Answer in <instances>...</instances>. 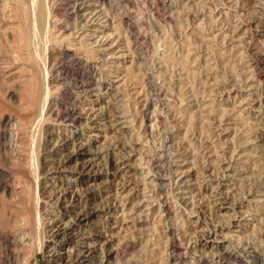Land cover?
Here are the masks:
<instances>
[{
    "label": "rangeland",
    "instance_id": "374dc122",
    "mask_svg": "<svg viewBox=\"0 0 264 264\" xmlns=\"http://www.w3.org/2000/svg\"><path fill=\"white\" fill-rule=\"evenodd\" d=\"M44 1L49 11L48 37L41 38L39 45V38H34L37 48L44 50L39 49L41 55L35 67L33 61L23 58L26 7L20 5L15 9L13 0H0V228L13 230L15 217L22 216L31 206L29 201L35 202V197L31 199L35 189V175L30 177L32 154L40 168L38 209L42 220L48 223L43 225L46 229L41 248L34 245L27 252V264H69L71 254L80 248L89 249L85 264H201L203 256H215L217 251H241L242 246L248 247L245 243L257 246L261 241L257 247H264V235L260 240V235L256 237L257 232H253L264 213V192L255 190L240 196L235 189L243 180L249 185L253 177L250 170L264 167V144L246 133L242 143L246 151L233 146L235 135L245 126L251 127L248 132L264 131V4L256 8L261 15L257 20L249 4L251 0ZM25 2L22 5L28 4ZM253 61L256 65L251 67ZM227 68L232 69L229 72ZM33 70L36 76L49 80L51 90L63 87L67 81L68 87L61 90L59 99L66 109L76 104L73 98L78 97V111L82 114L77 116L76 124H60L49 113L53 103L50 98L43 122L33 132L36 143L26 142L28 152L22 157L15 152L18 142L14 134L17 135L18 128L14 118L26 114L21 106L27 93L23 82ZM127 70L133 71L132 79ZM85 80L94 81L92 92L80 93L76 85ZM11 92H15L13 98ZM205 145H211V152L218 148L209 156L219 154L217 158H221L220 162L217 158L212 160L211 171L206 167ZM98 148L105 155L111 152L117 166H110L105 155L94 159L92 152L99 151ZM75 150L73 157L65 158V153ZM62 157L65 166L49 169ZM87 157L91 158V165L86 164ZM51 184L65 188L63 203L49 196ZM89 184L98 192L89 206L96 210L89 219L74 223L67 236L56 235L55 230L63 221L72 223L74 211L81 205L78 200L72 204L68 197ZM206 224L216 230L214 237H205ZM11 232H19L16 236L20 240L27 234L21 229ZM170 232L178 242L176 257L168 255ZM1 249L0 245V257ZM105 251H111L109 257Z\"/></svg>",
    "mask_w": 264,
    "mask_h": 264
},
{
    "label": "bare ground",
    "instance_id": "6f19581e",
    "mask_svg": "<svg viewBox=\"0 0 264 264\" xmlns=\"http://www.w3.org/2000/svg\"><path fill=\"white\" fill-rule=\"evenodd\" d=\"M6 1V0H5ZM246 1V0H245ZM10 2V1H9ZM25 2V0L24 1H21V0H13V5H14V8L15 9H17L20 5L21 6H23V9H25V7H26V11L24 10L23 12H24V14H23V16H24V18L25 19H27V23H25L26 24V27L24 28L25 29V39H26V43L25 44H23V45H25V47H26V49H25V51H24V55H23V58H26V60L27 61H33L35 64H36V66L35 67H38V58H39V53L40 52H38L39 51V49H41V45L42 44H40V48L38 49L37 48V44L39 45V43H40V39L41 38H43L44 39V37L46 38V36H47V28H46V21H47V17H48V8H47V6L45 5V1L44 0H27V2H28V4L25 6V5H22L23 3ZM33 2H35V5H33L32 7H31V4L33 3ZM250 3V7L254 10V13H255V17H256V19L258 20V18L259 17H261V15H260V13H259V10H257L256 11V8L258 9V8H261V6L264 4V1H258V0H251V1H249ZM6 3H8V2H6ZM26 3V2H25ZM237 3V2H236ZM248 3V2H247ZM251 3H252V5H251ZM30 4V5H29ZM8 5V4H7ZM241 5V4H240ZM9 7V6H8ZM247 7V6H246ZM241 9V8H240ZM248 9H250V8H248ZM244 10V9H243ZM253 10H250L251 12L253 11ZM9 12V11H8ZM13 12V11H12ZM245 12H247L246 10H245ZM18 13V12H17ZM249 13V12H248ZM7 15V14H6ZM20 15V14H19ZM18 15V16H19ZM247 15V14H246ZM20 17V16H19ZM252 17V16H251ZM255 17H253V18H255ZM248 18V17H247ZM245 19V18H244ZM255 19V20H256ZM12 20V19H11ZM242 20V19H241ZM246 20V19H245ZM26 21V20H25ZM24 21V22H25ZM247 21V20H246ZM260 21V20H259ZM259 21H257L258 23H259ZM23 22V23H24ZM242 22V21H241ZM22 23V24H23ZM212 23V22H211ZM256 23V22H255ZM263 23V22H262ZM15 24V23H14ZM245 24V23H244ZM257 24V23H256ZM255 24V25H256ZM253 26V25H252ZM258 26V25H257ZM51 27H52V25H51ZM49 30V29H48ZM262 30H264V28L262 29ZM234 31V30H233ZM50 34V33H49ZM225 36V35H224ZM228 36H229V34H228ZM48 37V36H47ZM219 37V36H218ZM34 38H37V40H38V38H39V40L37 41V44L36 43H34L33 41L35 40ZM215 38V37H214ZM224 38H226V37H224ZM230 38V37H229ZM228 38V39H229ZM255 38V37H254ZM47 39H49V38H47ZM46 39V40H47ZM217 39V38H216ZM221 39H223V38H221ZM262 39V38H261ZM45 40V41H46ZM49 40H51V39H49ZM209 40H211V38L209 39ZM219 40V39H218ZM218 40H217V42H218ZM233 40V39H232ZM259 40V39H258ZM257 40V41H258ZM263 40V39H262ZM261 40V41H262ZM222 41V40H221ZM229 41V40H228ZM251 41V40H250ZM254 41V40H253ZM256 41V40H255ZM220 42V41H219ZM42 43V42H41ZM223 43V42H222ZM227 43V42H226ZM48 44H50V43H48ZM214 44V43H213ZM218 44V43H217ZM239 44V43H238ZM210 45V44H209ZM212 45V44H211ZM220 45V44H219ZM221 45H223V44H221ZM232 45V44H231ZM236 45V44H235ZM253 45H255V44H253ZM43 46V45H42ZM213 46V45H212ZM216 46V45H215ZM214 46V47H215ZM20 47V46H19ZM221 47V46H220ZM234 47V46H233ZM251 47V46H250ZM21 48V47H20ZM19 48V49H20ZM22 48H24V47H22ZM44 48V47H43ZM255 48V47H254ZM46 49V48H45ZM52 49V48H51ZM43 49H41V51H42ZM214 50H215V48H214ZM22 51V50H21ZM44 51V50H43ZM217 51V50H216ZM235 51H236V49H235ZM260 51V50H259ZM249 52V51H248ZM251 52V51H250ZM261 53H262V51H260ZM21 53V52H20ZM20 53H18V55L20 54ZM48 53V52H47ZM264 53V52H263ZM50 54V53H49ZM59 54V53H58ZM219 54V53H218ZM248 54V53H247ZM255 54V53H254ZM260 54V53H259ZM17 55V56H18ZM40 55H41V53H40ZM54 55V54H53ZM57 55V54H56ZM69 55V54H68ZM46 56V55H45ZM220 56V55H219ZM253 56V55H252ZM259 56V55H258ZM15 57H16V55H15ZM42 57V56H41ZM54 57V56H53ZM225 57V56H224ZM242 57H244V56H242ZM45 58H47V56L45 57ZM52 58V57H51ZM55 58V57H54ZM72 58V57H71ZM217 58V57H216ZM221 58V57H220ZM252 58V57H251ZM257 57H255L254 59H256ZM262 57H260V59H261ZM16 60H18V58L16 57L15 58ZM210 59V58H209ZM248 59V58H247ZM246 58L244 59V60H247ZM250 59V58H249ZM21 60H22V58H21ZM259 60V59H258ZM45 61H46V59H45ZM223 61V60H222ZM237 61V60H236ZM240 61V59L238 60V62ZM242 61V60H241ZM257 61V60H256ZM262 61H264V60H262ZM23 62H25V60H23ZM22 62V63H23ZM41 62V61H40ZM219 62V61H218ZM237 62V63H238ZM244 62V61H243ZM247 62H248V60H247ZM87 63V62H86ZM222 63V62H221ZM225 63V62H224ZM233 63V62H232ZM241 63V62H240ZM260 63V62H259ZM24 64V63H23ZM32 64V63H31ZM42 64V63H41ZM49 64H51V62L49 63ZM226 64L227 63H225V67H226ZM248 65H249V63H247ZM25 66H26V64H24ZM23 65V66H24ZM34 65V64H33ZM84 65V64H83ZM238 65V64H237ZM246 65V64H245ZM253 65H256V63L253 61V64L251 65V67L253 66ZM262 65V64H261ZM20 66V65H19ZM24 66V67H25ZM32 66V65H31ZM30 66V67H31ZM233 66V65H232ZM263 66V65H262ZM261 66V67H262ZM28 67H29V64H28ZM35 67H33V68H35ZM231 67V66H230ZM250 67V66H249ZM26 69H27V67H25ZM32 68V67H31ZM44 68H46V67H44ZM62 68V67H61ZM233 68V67H232ZM232 68H229V69H232ZM248 68V67H247ZM257 68V67H256ZM39 69V68H38ZM228 68H227V70H229ZM249 69V68H248ZM251 69V68H250ZM252 69H254V68H252ZM28 70V69H27ZM30 70H32V69H30ZM30 70H29V73H30ZM37 70V69H36ZM126 70V69H125ZM132 70V69H131ZM131 70H130V72H128V70H127V72H128V74L127 75H129L130 77H128L129 79H132V75L131 74H133V71H132V73H131ZM192 70V69H191ZM14 71V70H13ZM34 71V70H33ZM41 71V70H40ZM43 71V70H42ZM89 71V70H88ZM226 71V70H225ZM257 71V70H256ZM191 72V71H190ZM227 72V74H228V71H226ZM229 72H230V70H229ZM232 72V71H231ZM15 73V72H14ZM23 73H24V71H23ZM32 73H34V74H32ZM29 76H27V78L25 79V81L23 82V90H25V91H27V93L25 94V99L22 101V104H21V106H22V111H25L26 112V114H24L23 116H19L18 118H14V119H17V128H18V131H17V135L16 134H14L15 136H17V139H16V141L18 142V146L16 147V155L17 156H19V155H21L22 157H23V155H25L26 156V152H28V150H27V148H26V142H31V143H33V142H35L36 143V141L34 140V139H32V138H34V137H32L33 136V132H34V130H35V128H37V127H40L41 125L40 124H42V122H43V119H44V116H45V114H46V109H48V105H50L49 104V100H50V98H52L51 100H53V103H51V105L49 106V113H51L50 115L52 116V118L55 120V121H57L58 123H60V124H66V125H68V124H76L77 123V121H78V117L77 116H80V112H81V110H80V112L78 111V109H79V103L81 102L80 101V99L78 98V97H75V98H73L74 99V101L76 102V104L74 103H72L73 105L72 106H70L69 108H66L65 109V106L63 107V101L61 100V99H59V94L61 93V90L62 91H64V89H67V81H66V83H64L63 84V87L62 86H58V87H56V89L55 90H51V88H50V84L48 85V81H46V77H44L43 76V78L42 77H39V76H36L35 75V71L34 72H32ZM37 73V72H36ZM61 73V72H60ZM66 73V72H65ZM26 74V73H25ZM24 74V75H25ZM59 74V73H58ZM247 74V73H246ZM245 74V75H246ZM252 75H253V73H251ZM38 75V74H37ZM47 75V74H46ZM134 75V74H133ZM238 75V74H237ZM242 75V74H241ZM240 76V75H239ZM193 77V76H192ZM191 77V78H192ZM246 77V76H245ZM47 78H49V77H47ZM56 79H55V81L56 82H58L59 80V77H55ZM96 78V77H95ZM230 78H231V76H230ZM240 78V77H239ZM247 78V77H246ZM250 78H252V77H250ZM63 79V78H62ZM78 79V78H77ZM233 79V78H232ZM236 79V78H235ZM243 79H245V78H243ZM248 79V78H247ZM53 80V79H52ZM51 80V81H52ZM84 80V79H83ZM250 80V79H249ZM64 81V80H63ZM93 81V80H92ZM91 80L89 81H82L81 83H79L78 85H76V87H77V90H79L80 91V93L82 92V93H88V92H90L91 91V86L94 84L93 82H92ZM125 81V80H124ZM241 81V80H240ZM245 81H246V79H245ZM53 82H54V80H53ZM73 82H75V81H73ZM78 82V81H77ZM194 82H195V80H194ZM233 82V81H232ZM250 82V81H249ZM259 82V81H258ZM257 82V83H258ZM235 83V82H234ZM264 83V82H263ZM77 84V83H76ZM101 84V83H100ZM192 84V83H191ZM227 84V83H226ZM256 84V83H255ZM260 84V83H259ZM71 85V84H70ZM193 85V84H192ZM225 85V84H224ZM231 85V84H230ZM237 85V84H236ZM243 85V84H242ZM219 86V85H218ZM228 86V85H227ZM234 86V85H233ZM245 86H247V85H245ZM256 86V85H255ZM128 87V86H127ZM237 87V86H236ZM13 88V87H12ZM72 88V87H71ZM230 88H231V86H230ZM255 89L257 88V87H254ZM15 89V88H14ZM259 89V88H258ZM262 89V88H261ZM260 89V90H261ZM99 91V90H98ZM253 91H256V90H253ZM92 92V91H91ZM194 92V91H193ZM64 93V92H63ZM97 93V92H96ZM138 93V92H137ZM254 93V92H253ZM255 93H257V92H255ZM263 93H264V91H263ZM13 94H15V92H11L10 93V97L11 98H13ZM71 94V93H70ZM98 94V93H97ZM257 94H259V93H257ZM77 95V94H76ZM136 95V94H135ZM255 95V94H254ZM8 97V96H7ZM62 98V97H61ZM17 99V98H16ZM255 99H257V98H255ZM9 100H11V99H9ZM50 100V101H51ZM64 100V99H63ZM71 100V99H70ZM66 103V102H65ZM144 104V103H143ZM54 105H56V107L55 108H53L54 107ZM66 105V104H65ZM149 105V104H148ZM145 106H146V104H145ZM151 107V106H150ZM84 109V108H83ZM88 109V108H87ZM146 109V108H145ZM232 109H234V108H232ZM142 110V109H141ZM51 111V112H50ZM229 111H231V110H229ZM89 112V111H88ZM99 112V111H98ZM140 112V111H139ZM225 112V111H224ZM227 112V111H226ZM101 113H102V111H101ZM105 113V112H104ZM77 114H79V115H77ZM81 114H82V112H81ZM140 114H141V112H140ZM222 114H224V113H222ZM107 115H108V113H107ZM114 115V114H113ZM225 115H226V113H225ZM17 116V115H16ZM192 116V115H191ZM228 116V115H227ZM241 116V115H240ZM9 117H11V116H9ZM93 117V116H92ZM150 117V116H149ZM148 117V118H149ZM220 117V116H219ZM225 117V116H224ZM233 117V116H232ZM231 117V118H232ZM242 117V116H241ZM244 117V116H243ZM8 118V117H7ZM89 118H91V117H87V119H89ZM113 118V117H112ZM214 118V117H213ZM212 118V119H213ZM223 118V117H222ZM245 118V117H244ZM9 119V118H8ZM13 119V120H14ZM86 119V118H85ZM111 119V118H110ZM192 119V118H191ZM217 119V118H216ZM216 119H214V120H216ZM221 119V117L219 118V120ZM225 119V118H224ZM238 119H240V118H238ZM242 119V118H241ZM13 120H11V121H13ZM151 120V119H150ZM218 120V121H219ZM16 121V120H15ZM89 121V120H88ZM148 121V120H147ZM14 122V121H13ZM144 122V121H143ZM222 122V121H221ZM242 122V121H241ZM7 123V122H6ZM237 123V122H236ZM219 124V123H218ZM221 124V123H220ZM114 125V124H113ZM216 125H217V123H216ZM242 125V124H241ZM246 125H248V124H246ZM16 126V125H15ZM77 126V125H76ZM236 126H238V125H236ZM235 126V127H236ZM243 126H245V122H244V124H243ZM249 126V125H248ZM253 126V125H252ZM263 126V125H262ZM12 127V126H11ZM218 128V127H217ZM227 128V127H226ZM250 129H251V127H249ZM248 128V129H249ZM263 128V127H262ZM12 129V128H11ZM242 129V128H241ZM248 129H247V127L245 126V127H243V130H242V132H240L239 134H237V133H235V134H237V135H235L236 136V138H235V145H233V146H236V147H242V143H243V140H244V135H247V134H249V136H254L255 138V140H258V142H260L261 144H264V131H262V130H255L254 129V127H253V129L255 130L253 133L251 132L252 131V129H251V131L249 130V132H248ZM257 129V128H256ZM14 130V129H13ZM16 130V129H15ZM14 130V131H15ZM207 130V129H206ZM225 130V129H224ZM236 130V129H235ZM237 130H239V129H237ZM4 131V130H3ZM8 131V130H7ZM239 131H241V130H239ZM245 131V132H244ZM5 132V131H4ZM13 132V131H12ZM237 132V131H236ZM1 133H3V132H1ZM219 133V132H218ZM234 133V132H233ZM247 133V134H246ZM37 134V133H36ZM39 134V133H38ZM208 134V133H207ZM217 134V133H216ZM206 135V134H205ZM219 135V134H218ZM38 136V135H37ZM207 136V135H206ZM75 137V136H74ZM209 137V136H208ZM207 137V138H208ZM234 136H232V138H233ZM246 137V136H245ZM35 138H36V136H35ZM40 138V140L39 141H41V136L39 137ZM205 138V137H204ZM231 138V137H230ZM36 139H38V137L36 138ZM62 139V138H61ZM211 139V138H210ZM225 139V138H224ZM229 139V138H228ZM250 139V138H249ZM65 140V139H64ZM246 140V139H245ZM38 141V142H39ZM211 141V140H210ZM216 141V140H215ZM228 141V140H227ZM232 141V140H231ZM42 142V141H41ZM248 142V141H247ZM254 142V141H253ZM46 143V142H45ZM63 143V142H62ZM66 143H68V142H66ZM210 143V142H209ZM234 143V142H233ZM2 144V143H1ZM39 144V143H38ZM72 144V143H71ZM80 144V143H79ZM3 145V144H2ZM1 145V146H2ZM64 145V144H63ZM73 145V144H72ZM217 145V144H216ZM223 145V144H222ZM222 145H220V146H222ZM206 146V149H207V151H205V152H207L206 153V156L208 157L207 159H208V163L206 164V167H207V170H210V169H212L210 166H212L211 164H213V162H212V160H216V158L218 157V155L219 154H215L216 152V150L215 149H218V148H216L215 147V155L213 156V157H211V156H209V154L208 153H210L211 152V150L212 149H210L211 147V145H205ZM215 146V144H213V146L212 147H214ZM229 146V145H228ZM232 146V147H233ZM72 147V146H71ZM77 147H79V146H77ZM210 147V148H209ZM254 147V146H253ZM3 148V147H2ZM41 148V147H40ZM59 148V147H58ZM104 148V147H103ZM238 148H235V149H238ZM245 148V147H244ZM71 149V148H70ZM100 149H102V148H100ZM100 149L98 148V150L99 151H95V152H92L93 153V157H94V159H101V158H103V156L105 155V154H103V152L102 151H100ZM203 149V148H202ZM221 149V148H220ZM235 149L233 150V151H235ZM242 149H243V147H242ZM251 149V148H250ZM3 150V149H2ZM74 150V149H73ZM92 150V149H91ZM113 150V149H112ZM231 150V149H230ZM243 150H245V149H243ZM46 151V150H45ZM94 151V150H93ZM213 151L211 152V153H213ZM232 151V152H233ZM241 151V150H240ZM246 151V150H245ZM12 152V151H11ZM58 152V151H57ZM70 152V151H69ZM78 152V151H77ZM117 152V151H116ZM251 152V151H250ZM250 152H248V153H250ZM1 153V152H0ZM14 153V152H13ZM39 153V152H38ZM68 153V152H67ZM65 153L66 154V157L65 158H71V157H73L74 155H75V153H76V150L75 151H71L70 153ZM86 153H87V151H86ZM91 153V154H92ZM106 153V155H105V157L107 158V161L106 162H108V164L110 165V166H113V167H115V166H117L116 165V163H117V161L114 159V155L111 153V152H105ZM122 153V152H121ZM223 153V152H222ZM221 153V154H222ZM238 153V152H237ZM123 154V153H122ZM203 154V153H202ZM231 154H233V153H231V151H230V155ZM245 154V153H244ZM11 155V154H10ZM15 155V154H14ZM38 155V154H37ZM61 155H62V153H61ZM61 155H59V157L61 156ZM241 155H243L242 153H241ZM248 155V154H247ZM246 155V156H247ZM13 156V155H12ZM43 156V155H42ZM221 156H223V154L221 155ZM226 156V155H225ZM253 156H255V155H253ZM14 158L16 157V156H13ZM21 157V158H22ZM35 155H33L32 154V168H31V173H30V177H31V174L32 175H35L34 176V183H35V189H34V191H33V196L31 197V196H29V197H31V199L33 198V197H35L34 199H35V202L33 201L32 202V200L31 201H29V203L31 204V206L30 207H28L26 210H25V212L22 214V216H20V214H19V216H18V218L16 219V217H15V219H14V221H15V224L13 225V228L15 229V231H16V229L17 230H19V229H21V230H26V232H27V236L25 235V233H24V236H26V237H24L23 236V239L22 240H20L19 238H17V236L16 235H19L18 233L20 232H13V233H15V234H13L11 231H13L12 229L9 231H4V230H6V229H2V228H0L1 230H3V232H1L0 231V245L1 246H3V249H1V257H0V264H27V262L28 261H26V254H29V253H27L28 251H30L32 248H33V246L35 245L36 246V248H38V250L41 248V246H42V241H43V233H44V228L46 229V227H44L43 225L45 224V222H44V220H42V215L40 214V210L38 209V202H39V196H38V192H37V187H39L38 186V173H37V170H38V168H39V163L37 162V160L35 159ZM40 157V156H39ZM53 157V156H52ZM128 157V156H127ZM191 157V156H190ZM231 157V156H230ZM229 157V158H230ZM258 157V156H257ZM10 158V157H9ZM42 158V157H41ZM47 158V157H46ZM61 158V157H60ZM88 158V157H87ZM121 158V157H120ZM249 158V157H248ZM6 159V158H5ZM39 159V158H38ZM86 159V158H85ZM89 159H91V158H88V160H87V163L86 164H90L91 165V163H88L90 160ZM157 159V158H156ZM180 159V158H179ZM219 159H221V158H219ZM218 158H217V161L219 160ZM28 160V159H27ZM51 160V159H50ZM53 160V159H52ZM55 160H57V159H55ZM59 160V159H58ZM182 160V159H181ZM210 160V161H209ZM229 160V159H228ZM258 160V159H257ZM48 161V160H47ZM66 161V160H65ZM98 161V160H97ZM102 161V160H101ZM116 161V162H115ZM184 161V160H183ZM186 161V160H185ZM200 161H201V159H200ZM254 161V160H253ZM256 161V160H255ZM259 161V160H258ZM103 162H104V160H103ZM124 162V161H123ZM207 162V161H206ZM212 162V163H211ZM219 162H220V160H219ZM218 162V163H219ZM29 164H30V162H28ZM48 163V162H47ZM83 163V162H82ZM98 163V162H97ZM122 163V162H121ZM125 163V162H124ZM127 163V162H126ZM183 163V162H182ZM211 163V164H210ZM217 163V162H216ZM253 163V162H252ZM259 163V162H258ZM80 164V163H79ZM85 164V163H84ZM94 164V163H93ZM190 164V163H189ZM194 164V163H193ZM192 164V165H193ZM26 165V164H25ZM64 165V158L62 157V159H60L59 161H56V162H54V164L52 165V167H50V166H48V168L49 169H51V168H53V169H59V168H62V166ZM105 165V164H104ZM127 165V164H126ZM192 165H191V167H192ZM202 165V164H201ZM259 165V164H258ZM65 166V165H64ZM102 166V165H101ZM153 166V165H152ZM195 166V165H194ZM214 166V165H213ZM219 166V165H218ZM231 166V165H230ZM263 166V165H262ZM109 167V166H108ZM107 167V168H108ZM196 167V166H195ZM217 166L215 165V168H216ZM255 167H256V164H255ZM65 168V167H64ZM81 168V167H80ZM80 168H79V170H80ZM110 168V167H109ZM183 168V167H182ZM189 168V167H188ZM225 168H227V167H225ZM257 168V167H256ZM28 169V168H27ZM40 169V168H39ZM48 169V170H49ZM98 169V168H97ZM101 169V168H100ZM115 169V168H114ZM199 169H201L200 167H199ZM214 169V168H213ZM21 170V169H20ZM60 170V169H59ZM103 170V169H102ZM174 170V169H173ZM186 170V169H185ZM205 170V169H204ZM219 170V169H218ZM217 170V171H218ZM16 171V170H15ZM15 171H13V172H15ZM22 171H23V169H22ZM45 171V170H44ZM81 171V170H80ZM87 171V170H86ZM91 171H93V170H91ZM126 171V170H125ZM187 171H188V169H187ZM190 171V170H189ZM206 171V170H205ZM211 171V170H210ZM213 171V170H212ZM25 172H26V170H25ZM24 172V173H25ZM97 172V171H96ZM181 172V171H180ZM183 172V171H182ZM181 172V173H182ZM199 172V171H198ZM250 172L253 174L252 176V180H251V182L249 183V185H247V183L245 182V183H243V181H242V183L240 182L239 183V187H236L235 185H233V187L235 186V189L237 188L238 189V193L239 194H241L240 196H248V194L249 193H254V191L255 190H257V191H263L264 192V167H259L258 169H255V170H250ZM29 173V172H28ZM41 173V172H40ZM173 173H175V171L173 172ZM179 173V172H178ZM186 173V172H185ZM213 173H215V172H213ZM22 175H23V172L21 173ZM180 174V173H179ZM195 174V173H194ZM197 174V173H196ZM210 174H212L211 172H210ZM1 175V174H0ZM2 175H3V173H2ZM13 175H17V174H14L13 173ZM22 175H20L19 174V176H22ZM56 175V174H55ZM123 175H125L126 176V174H123ZM198 175H199V173H198ZM201 175V174H200ZM4 176V175H3ZM18 176V175H17ZM18 176V177H19ZM242 176V175H241ZM249 176V175H248ZM40 177V176H39ZM193 177V176H192ZM196 177V176H195ZM194 177V178H195ZM32 178V177H31ZM186 178V177H185ZM188 178V177H187ZM209 178V177H208ZM1 179V178H0ZM13 179V178H12ZM15 179V178H14ZM175 179V178H174ZM200 179V178H199ZM28 180H29V178H28ZM30 180H33V179H30ZM126 180V179H125ZM182 180V179H181ZM242 180V179H241ZM4 181V180H3ZM238 181H240V180H238ZM250 181V180H249ZM1 182H2V180H1ZM15 182V181H14ZM118 182V181H117ZM123 182V181H122ZM121 182V183H122ZM191 182V181H190ZM9 183H12V181L11 182H9ZM27 183V182H26ZM33 183V182H32ZM119 183V182H118ZM180 183V182H179ZM221 183V182H220ZM5 184V183H4ZM4 184H2V185H4ZM16 184V183H15ZM14 184V185H15ZM123 184V183H122ZM164 184V183H163ZM200 184V183H199ZM212 184V183H211ZM231 184H233V183H231ZM9 185V184H8ZM44 185V184H43ZM52 186L50 187V191H49V196L52 198V199H54L55 201H62V203H63V197L65 196V193H64V189H60V188H58L57 187V185L55 186L54 184H51ZM87 185V184H86ZM95 185H96V183H95ZM237 185V184H236ZM45 186V185H44ZM62 186V185H61ZM97 186V185H96ZM122 186V185H121ZM216 186V185H215ZM218 186V185H217ZM30 187V186H29ZM49 187V186H48ZM82 187V186H81ZM123 187V186H122ZM200 187V186H199ZM205 187V186H204ZM211 187H213V186H211ZM231 187H232V185H231ZM230 187V188H231ZM84 189H82V190H79L77 193H75V194H71L69 197H68V201L70 200V202L73 204V202L75 201V200H78V202L80 201L81 202V205H79L80 207L78 208L79 210L77 211V210H75L74 212V216H73V219H72V223H69L68 221H63V223H61L60 224V227L58 226V228H57V230H55L56 231V235L57 234H64V235H66L67 233H68V231L70 230V229H72L73 227H74V223H76L77 221H79V220H81V218H88V216L90 215V214H92V213H94V211L96 210V209H94V210H90V208H89V206L90 205H93V200H96V198H97V196H98V192H97V189H96V187L95 186H93V184L92 185H88V186H86V187H83ZM103 188V187H102ZM5 189V186H3L2 187V190H4ZM14 189V188H13ZM32 189H33V187H32ZM68 189V188H67ZM99 189V188H98ZM205 189V188H204ZM16 190V189H15ZM101 190V189H100ZM177 190V189H176ZM44 191V190H43ZM193 191V190H192ZM235 191V190H234ZM30 193H32L31 191H29ZM66 192V191H65ZM220 192V191H219ZM236 192V194H235V196L238 194ZM8 193V192H7ZM177 193V192H176ZM201 193V192H200ZM199 193V194H200ZM203 193V192H202ZM227 193V192H226ZM6 194V193H5ZM25 194V193H24ZM27 194V193H26ZM207 194V193H206ZM219 194V193H218ZM230 194V193H229ZM233 194V193H232ZM134 195V194H133ZM185 195V194H184ZM202 195H204L205 196V194H202ZM221 195V194H220ZM8 196H11L10 194L9 195H7V197ZM43 196V195H42ZM239 196V195H238ZM25 197V196H24ZM27 197V196H26ZM188 197V196H187ZM225 197V196H224ZM67 198V197H66ZM204 198H206V197H204ZM220 198V197H219ZM232 198V197H231ZM254 198H256V197H254ZM25 198H23V200H24ZM100 199V198H99ZM190 199V198H189ZM203 199V198H202ZM236 199H237V196H236ZM258 199V198H257ZM13 200V199H12ZM11 200V201H12ZM50 200V199H49ZM184 200V199H183ZM206 200V199H205ZM234 200H235V198H234ZM249 200V199H248ZM26 201V200H25ZM99 201V200H98ZM226 201V200H225ZM238 201V200H237ZM264 201V200H263ZM262 201V202H263ZM19 202V201H18ZM50 202V201H49ZM66 202V201H65ZM79 202V203H80ZM214 202H216V201H214ZM232 202H234V201H232ZM239 202V201H238ZM27 203V202H26ZM25 203V204H26ZM57 203V202H56ZM76 203H77V201H76ZM100 203V202H99ZM228 203H229V201H228ZM66 204V203H65ZM96 204H97V201H96ZM208 204V203H207ZM64 205V204H63ZM108 205V204H107ZM192 205V204H191ZM213 206V205H212ZM248 206V205H247ZM256 206H258V205H256ZM26 207H27V205H26ZM41 207V206H40ZM95 207H97V206H95ZM99 207V206H98ZM109 207V206H108ZM217 207V206H216ZM43 208V207H42ZM102 208V207H101ZM210 208V207H209ZM262 208V207H261ZM208 209V208H207ZM45 210V209H44ZM74 210V209H73ZM8 212V211H7ZM209 212L211 213V211L209 210ZM213 212V211H212ZM257 213V212H256ZM71 214H73V213H71ZM137 214V213H136ZM167 215V214H166ZM48 216V215H47ZM216 216H217V214H216ZM250 216V215H249ZM259 217L261 216V215H258ZM263 216V217H262ZM261 217H260V223H259V225H258V227L256 226V228L254 229L255 231H253V232H257L256 233V237H258L259 235V238H260V240H261V234H262V236L264 235V213H263V215H262ZM19 217H20V219H22L23 220V222H22V220L20 221V223H19ZM68 217V216H67ZM135 217V216H134ZM229 217V216H228ZM44 218V217H43ZM133 218V217H132ZM256 218V217H255ZM11 219V218H10ZM13 219V218H12ZM19 219V220H18ZM50 219V218H49ZM89 219V218H88ZM219 220H220V218H218ZM229 219V218H228ZM135 220H136V218H135ZM138 220V219H137ZM209 220V219H208ZM211 220V219H210ZM213 220V219H212ZM259 220V219H258ZM60 221V220H59ZM216 221V220H215ZM222 221V220H221ZM219 222V221H218ZM209 223V222H208ZM223 223V222H222ZM46 224H48V223H46ZM45 224V225H46ZM212 224V223H211ZM56 225H58V224H56ZM207 225V227H208V229H206L207 231H206V233L205 232H203V233H205V237L206 238H210V237H214V235H215V233H216V230L213 228V229H210L211 227L209 226L210 224H206ZM213 225V224H212ZM222 225V224H221ZM2 226V225H1ZM0 226V227H1ZM216 226V225H215ZM210 227V228H209ZM213 227V226H212ZM203 228V227H202ZM56 229V228H55ZM172 229V228H171ZM199 228H197V230H198ZM219 229H222V227L220 226L219 227ZM218 229V230H219ZM25 232V231H24ZM195 232V231H194ZM219 232V231H218ZM202 233V234H203ZM45 234V233H44ZM191 234V233H190ZM199 234V233H198ZM251 234V233H250ZM252 234H254V233H252ZM48 235V234H47ZM54 235V234H53ZM81 235V234H80ZM189 235V234H188ZM21 236H22V234H21ZM67 236V235H66ZM255 236V235H254ZM61 237H63V236H61ZM264 237V236H263ZM196 238V237H195ZM249 238H251V237H249ZM245 239V238H244ZM263 240H264V238H262ZM55 240V239H54ZM241 240H242V238H241ZM252 240V242H253V240H254V238L253 239H251ZM255 240H256V245H257V239L255 238ZM101 242H102V240H100ZM243 241H245V240H243ZM181 242V241H180ZM187 242V241H186ZM246 242H249V240L248 241H246ZM258 242H259V240H258ZM263 242V241H262ZM185 243V242H184ZM259 243H261V241L259 242ZM259 243H258V245L257 246H259ZM245 244H247L248 245V247L247 246H245V247H243L242 246V250L240 251L239 249H236V251H234V252H231V251H228V250H226V251H224L223 253H221L220 254V252H215V256H213L214 255V253L212 254H207V255H209V256H203V258H200L201 256H199V258L200 259H202L201 260V264H225V262H226V264H228V262L230 263V264H264V254H261V253H263V251L262 250H264V247H261V248H259V247H257V246H255V245H251V244H249V243H245ZM244 245V244H243ZM264 246V245H263ZM167 247H168V249H169V256H171V257H174L176 254H175V251L178 249V242H177V240H176V237L174 236V233L173 232H170V236H169V239H168V242H167ZM50 248V247H49ZM110 249V248H109ZM114 249V248H113ZM241 249V248H240ZM88 250L89 249H79L75 254H71V256H70V258L67 260L68 261V263L69 264H85V262L87 261V259L84 257L85 256V253L86 252H88ZM96 250V249H95ZM218 250V249H217ZM68 251H69V249H68ZM168 251V250H167ZM206 252V251H205ZM213 252V251H212ZM32 253V252H31ZM98 253V252H97ZM114 253V252H113ZM69 254V253H68ZM93 254V253H92ZM105 256H107V257H109V255L111 254V251H105ZM206 254V253H205ZM204 254V255H205ZM176 257V256H175ZM68 258V257H67ZM247 258L249 259V260H247ZM220 259H225V262H223V261H221ZM101 260V259H100ZM197 260V259H196ZM195 260V261H196ZM92 261H95V260H92ZM174 261V260H173ZM198 261V260H197ZM60 262V261H59ZM100 262V261H99ZM178 262V261H177ZM90 263V262H89ZM92 263V262H91Z\"/></svg>",
    "mask_w": 264,
    "mask_h": 264
}]
</instances>
